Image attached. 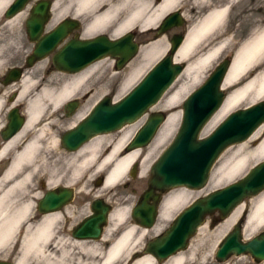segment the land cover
<instances>
[{
    "label": "bare ground",
    "instance_id": "6f19581e",
    "mask_svg": "<svg viewBox=\"0 0 264 264\" xmlns=\"http://www.w3.org/2000/svg\"><path fill=\"white\" fill-rule=\"evenodd\" d=\"M136 1L137 4L134 6V0H76L79 10L86 15L84 36H94L102 32L103 30L100 29L104 26L113 24L116 25L114 36H119L134 29L139 21L143 24L142 29H150L169 12L178 8L181 3V0H162L159 3L156 0ZM10 2L11 0H0V20ZM59 2L56 3V6ZM202 2L205 4L204 11L208 9L207 15L192 31L186 34L182 46L175 55L176 62L187 63L182 77L191 78V81L188 84L182 83L181 77L166 98L162 107L163 110L171 111V113L158 139L145 150L137 149L133 153L121 156L123 147L131 137L126 131L118 143L110 147L104 156L98 158V151L101 146L108 144L112 138L108 136L95 138L77 153L78 157L85 153L88 154L83 156L80 164L77 162L78 157L75 158L76 160L74 159L76 171L97 161L98 170L107 167L105 186L110 188L121 183L127 177L131 167L139 162L141 177H147L149 174L148 161L156 147L163 143L176 128L182 99L200 81L201 72L210 66L227 48L228 43L220 40L225 36L223 30L229 7L233 9L235 4H242L244 0H202ZM20 18L18 16L8 21L6 25ZM206 41L208 44L203 50L212 47L206 53L198 56L202 52V50L197 51L199 46ZM164 53L165 50L159 44L142 47L140 57L129 64L127 73L121 77L120 91L122 93L127 91L130 85ZM194 53L198 57H193ZM263 58L264 31L254 34L241 47L227 73L224 89L231 90L251 68L264 64H261ZM98 62L69 80H61L60 84L51 81L48 86L41 88L30 78L22 81L20 99L31 97L27 102L28 122L16 138L0 148V161L6 160V157L10 156V165L0 175V252L7 256L17 247V251H13L15 252V264H70L67 257H70L72 252L75 253L76 250V255L73 254L76 263L72 264H83V258L86 259V256L89 257L87 258L90 261L89 264H118V262L121 264H160L153 255L137 250L140 240H145L151 235L158 236L163 231L164 225L172 219L173 211L191 201V193L186 190L168 194L161 202L157 219L159 222L153 228L139 229L138 225L134 224L122 231L121 235L111 242L106 251L96 247L86 249V243L69 242L64 244L63 240L58 241V238L55 237V225L59 221V215L44 214L41 217V213L31 214L35 208V202L38 200L35 180L46 171L48 176H43L42 179H47L49 186L58 184V181L57 176L53 175L57 174L55 165H50L46 158L40 155L41 140L49 125L44 126L34 136L29 134L28 130L34 128L43 119H49L54 112H58L71 98L76 96V90L101 66L102 62ZM2 64L3 61L0 59V65ZM57 85L58 87H54ZM32 87L38 92L26 95ZM251 94L254 96L250 102L264 99V68L242 87L228 93L221 109L208 123L205 131H209L221 122L233 110L242 105ZM46 100L49 104H46ZM48 113L49 115L46 117L45 115ZM59 139L60 137H56L50 143L52 149L57 148L61 155L63 152ZM16 147L19 148L17 151H15ZM230 151L233 152L222 161L220 167L214 170L210 182L211 188L232 182L243 175L250 165L256 161L264 160V133L262 128L256 130L246 142L230 148ZM59 158L61 160L62 156L58 157V160ZM19 194L27 195L24 200H17V202L15 200ZM242 211V207L237 209L228 219L224 229H228L242 214ZM247 212L244 233L245 237L249 238L264 228V193L257 200L251 202ZM129 215L130 210L127 207L114 205L109 215L111 228L108 229V232L115 231L116 226L123 224L128 217L130 218ZM131 217L133 219L132 212ZM204 233L207 237L208 231L205 230ZM194 251L190 255L194 254ZM186 258V253L180 252L168 258L163 264H184Z\"/></svg>",
    "mask_w": 264,
    "mask_h": 264
},
{
    "label": "water",
    "instance_id": "95a60500",
    "mask_svg": "<svg viewBox=\"0 0 264 264\" xmlns=\"http://www.w3.org/2000/svg\"><path fill=\"white\" fill-rule=\"evenodd\" d=\"M29 0H16L6 11L7 19L21 12ZM38 10L28 21L27 27L32 41L39 34L33 32L37 22ZM185 25L180 10L167 16L156 31L157 38L173 29ZM64 35L62 28L45 38L35 53L29 58V67L45 57ZM185 40V34H175L170 41V54L158 61L142 80L123 98L114 101L111 97L99 100L89 114L77 125L63 134L62 146L69 152L79 151L89 141L101 135L120 131L126 126L140 121L157 106L178 78L185 66L175 61V55ZM140 50L133 32L123 35L119 40L99 35L94 39L81 41L63 49L55 59L59 71L78 74L90 64L108 57L118 59V70H122L133 60ZM232 65L230 59L217 65L207 80L184 101L182 121L179 130L168 148L155 161L151 170L149 189L132 211L134 221L141 227L153 228L159 215L161 196L173 189L187 188L202 191L209 183L211 172L222 154L231 146L247 141L252 134L264 125V101L230 113L226 119L208 136L202 137L207 124L221 109L226 99L224 82ZM77 105L68 103L70 117ZM12 134L16 135L22 127V120L14 116ZM168 116L164 113L149 115L147 123L132 138L130 150L147 147L155 140L161 126ZM264 192V161L254 165L240 180L221 189L212 191L195 199L177 216L170 226L146 245V254L153 255L162 263L168 258L189 248L190 241L204 226L208 217L219 214L225 220L247 199ZM70 190L47 192L38 203L41 214L58 212L70 200ZM94 216L84 221L76 231L82 239H97L100 229L107 225L111 206L97 201L93 206ZM248 216L242 218L218 246L217 262H225L233 256L249 255L256 263L264 261V231L254 238L245 240L243 227ZM95 229L91 232L90 229ZM8 264V263H2Z\"/></svg>",
    "mask_w": 264,
    "mask_h": 264
},
{
    "label": "rangeland",
    "instance_id": "374dc122",
    "mask_svg": "<svg viewBox=\"0 0 264 264\" xmlns=\"http://www.w3.org/2000/svg\"><path fill=\"white\" fill-rule=\"evenodd\" d=\"M117 1H120V0H117ZM13 2H14V0H11V2L6 7V9ZM136 4H137V1L134 0L133 5L136 6ZM204 6H205V4L202 2V0H181V3H180L178 8H176L172 12H169L158 24L153 25L152 27H150V29H142V25H143L142 22L141 21L137 22L136 25L134 26V29L129 30V31L124 33V34L130 33V32L135 33L136 34V41L140 44V50H139L137 56L130 63H132L134 60H136L140 57L142 47L148 46L150 44H159L160 47L165 50L164 55H162L148 69H146V71L140 77H138L132 83V85H130L129 89L123 93L120 91L121 77L127 73L128 66L130 63L122 71L118 72L116 69V61L114 58H106V59L100 61V62H102L101 66L98 68L97 71H95L90 76V78L82 86H80L76 90V94H77L76 96L71 98L58 112L57 111L54 112V114L51 115V117L49 119H47V118L43 119L34 128L28 130V133L31 134L32 136H34L37 132L39 133L40 130L44 128V126L49 125V127H47L45 129V135L41 140L42 149H41L40 155L44 156L50 165H52V164L55 165L56 169H58V167L61 166L62 170H61L60 175L64 174V179L67 180L70 184L77 183V186H74V187H77V189L79 191L85 190L86 192H88V191L90 192L91 185L96 183L97 180H99L101 178L102 180H100L101 182L97 185V188L101 190L102 194H105L108 191L116 192L119 190L120 192H122V194H124V197H126L128 199L127 201H125V204L121 207H127L130 210V215H129L130 218L128 217L127 220L123 224L116 226L115 231L110 232V233L108 232V230L105 231L104 241H103L104 244H105V241L108 239L113 240V239L119 237L121 235L122 231H124L122 229H124V228L127 229L128 227H131L135 224L134 220L131 217V212H132V208L134 206L133 204H135L136 198L131 196V195H133L132 190L138 191V190H140V186L136 185L138 183L135 182V183H133V185L131 187H128L125 190L122 188V186H120V183H119L116 186L108 188L105 186L107 167L104 168L103 170H98L97 169L98 167L96 166V164H97V161H96V162L90 163L89 165L84 166V167L80 168L78 171H76L74 159L76 157H78L77 154H73L70 156H65L64 154L60 155V151L57 148L52 149V144L50 142L53 139H55L56 137L57 138L60 137L59 140H61L62 134L67 132L69 129H71L75 125L79 124L89 114V112L92 110L93 106L102 98L111 97L114 101H118L121 98H123L126 94H128L141 81V79L147 74V72L158 61H160L163 57L170 54V40L173 37V35H175V34H185L186 35L188 32L192 31L195 28V26L205 18V16L208 13V9L204 11ZM6 9L4 10V12L2 14L3 20H4V13H5ZM177 10H180L183 18L185 19V25L182 28L173 29L172 31L165 34L164 36H161L159 38L155 37L156 31L159 28L162 21L167 16H169L170 14L174 13ZM113 25L104 26L103 28L100 29L103 31L99 32L95 36L108 34L107 30L109 29L110 26H113ZM223 31L225 33V36H223L220 41L228 43L227 48L225 49V51L221 55L218 56V58L215 61H213L210 64V66H208L207 68H205L201 72V74L199 75L200 81L196 85H194L193 88L182 99L181 105L179 107L180 116L177 118L176 128L164 140L163 143H161L159 146L156 147L151 159L148 161V165H149V169H148L149 171L148 172H150V169H151V166L153 165V163L160 157V155L168 148V146L174 140V138H175V136L179 130V127L181 125L182 114H183V104H184L185 99L193 91L198 89L206 81V79L215 70V68L218 64H220L225 59H230L233 62L235 56L237 55V53L239 52L241 47L254 34L264 31V0H244V2L242 4H235L233 9H230V7H229L226 24H225ZM124 34H121V35H124ZM121 35H119V36H121ZM207 44H208V41L203 42V44L201 43V45L199 46L197 51L199 52L202 50V52L198 56H201L202 54L206 53V51L212 47V46H210L207 49L203 50L204 48L207 47ZM26 46H27V41H26V34H25V30H24L23 18H20L19 20L14 21L9 25L8 24L6 25V23L3 24V26L1 27V31H0V47H1L0 59L3 61V64L0 65V67L12 66L15 59H17L16 61H18L20 57H23L26 54V51L28 50V48ZM198 56H196V53H194V55H193V57H195V58ZM195 58H193V59H195ZM262 61H261V64L264 63V58ZM181 64H183L185 67L187 65V63H181ZM263 68H264V64H262L260 66L257 65L255 67L251 68V70L246 73L245 77L244 78L242 77L231 90L224 89L226 96L228 95V93L230 91L242 87L245 83H247L250 79H252ZM181 77H182V75L178 78V80ZM181 79H182L181 80L182 83L188 84L191 81V78H187V77H182ZM52 81L54 83L59 82V78L53 77ZM177 81H176V83H177ZM176 83L168 91V93L164 96V98L161 100V102L148 112V115L160 112V113H164L167 116H169L171 111L163 110L162 106H163L166 98L168 97V95L171 93L172 89L176 85ZM54 87H58V85L54 86ZM29 90H30V92H29ZM29 90H28L29 93L27 92L26 95L27 94L28 95L34 94V93L38 92L35 89H33V87ZM6 93H7V95L11 94V89H7ZM4 96H6V95H4ZM253 96L254 95L251 94L250 97H248V99L244 103H242V105L237 107L232 112L247 108L251 105L259 103L260 101H264V99H261V100H256L254 102H250V99L253 98ZM29 98H31V97H29ZM29 98L25 99V97H24L22 99L26 106H28L27 102L29 101ZM70 102L71 103L72 102H79L80 106H79V108L76 107L74 112L76 110L77 111L75 113L72 112L71 113L72 115L70 117H66L65 112H63V108L66 109V106ZM46 104H49V102L47 100H46ZM48 115H49V113L46 114L45 116L47 117ZM148 115L143 117L137 123L126 126L121 131L114 132L113 134L105 135V136H108L111 138H114L116 136L123 137L124 133L126 131H128L129 136H131L130 137V139H131L135 135V133L138 131V129L143 125V123H144V121ZM223 120L221 122H219L218 124H216L209 131H205V129L207 127L206 126L204 131L202 132L201 136L206 137L209 134H211L223 122ZM50 123H52V124H50ZM164 125H165V123L161 126L155 140L152 141V143H150V145H148L147 148L150 147L151 145H153L155 143V141L158 139ZM260 128H262V132L264 133V125L261 126ZM260 128H258V129H260ZM101 137H103V136H101ZM120 140H121V138H120ZM240 144H242V143H240ZM240 144H236V145L229 147L222 154V156L217 161V163L215 164V166L211 172V177H210V180H209L207 187L205 189H203L202 191L194 190L193 193H191L190 203L197 198L203 197L204 195L211 193L212 191H215L217 189H221V188H223L229 184H232V183L240 180L254 165L258 164L259 162L264 161V160L256 161L255 163L250 165L249 169L243 175H241L237 179L233 180L232 182L225 184V185H222L220 187L211 188L210 182H211L212 174H213L214 170H216L218 167H220L222 161L233 152V151L229 152V149L232 147H235V146L237 147ZM105 149H106V144H103L101 146V149L98 151V158L103 155ZM84 155H79L80 157L77 158L78 159L77 162H79L78 164H80L82 162ZM61 156H62L63 160L62 159L60 160V158L58 160V157H61ZM63 156H65V158H63ZM43 176H45V177L48 176L46 171H44V174H41L40 177H38L34 183L35 188H36L37 193H38V200L35 202V208L31 212L32 215H35V213L37 212L38 202L44 197L46 191L52 186V185L51 186L48 185L47 179L46 180L42 179ZM82 178H84L85 184L80 183V180H82ZM82 192L79 193L78 195H85L86 194L84 191H82ZM92 192L93 191H91V193ZM262 194L258 195L257 197H254V198L247 199L240 207L237 208V209H239L242 207V209H243L242 214L230 225V227H228V229H224V227L226 226L228 219L233 215V213L237 209L232 213V215L230 217H228L225 220H221L219 218V214H214L213 216L208 217L204 226L199 230L197 235L190 241L189 248L187 250L181 252V253H186V255H187V258H186V261L184 264H264V262L256 263L249 255H242V256H238V257L233 256L229 260H227L225 262H221V263L217 262V260L215 258L216 252L218 250V246L222 242L224 237L229 232H231L233 230L234 226L242 218H244L245 212L249 211L251 202L257 200ZM26 195L27 194H25V195L19 194V196L17 197V199L15 201L24 200ZM89 198H91V197L89 196ZM107 202L109 204L116 205L110 199H107ZM190 203L186 204L185 206H183L181 208H176L173 211L174 215H173L172 219L164 225V229L160 234H162L169 227V225L171 224L174 217L177 216V214H179ZM84 212H86V210ZM158 222H159V220H157V223ZM106 226L108 229L111 228V224H110L109 220H108V223ZM205 230L208 231L207 237H205V235H206L204 233ZM263 231H264V228L259 230L253 236L246 238L245 233H244V227L242 230L243 237L245 240L254 238L255 236H257L258 234H260ZM155 236L156 235H151L150 237H148L145 240L144 239L140 240V243L138 245L139 248L137 250H141V251L145 252L147 243L150 240L154 239ZM193 250H195L194 254L190 255V253L193 252ZM73 254H74V252H72L70 257H67V260H68V262H70V264L76 263L75 259L73 258L74 257ZM165 262L166 261H164L162 263L159 262V263L163 264ZM118 264H121V262H118Z\"/></svg>",
    "mask_w": 264,
    "mask_h": 264
},
{
    "label": "flooded vegetation",
    "instance_id": "af4514ba",
    "mask_svg": "<svg viewBox=\"0 0 264 264\" xmlns=\"http://www.w3.org/2000/svg\"><path fill=\"white\" fill-rule=\"evenodd\" d=\"M161 1L162 0H156V2L158 3ZM58 2L59 4L58 6H56V3ZM36 10H38L39 12L37 14V18H36L37 22L35 24V27L33 28V32L35 34H39V38L38 40L32 41L29 35L27 23L33 18V13ZM18 16L23 18L24 30L27 41L26 47L28 48V50L26 51V54L23 57L19 58L18 61H16L17 59H15L16 62L14 61L12 66L0 67V103H1L0 148L2 145H5L8 142L12 141L14 138H16V136L19 135L21 131H23V129L25 128L28 122L27 106L24 104L23 100L20 99V93L22 91V81L26 78H30L37 83L38 87L43 88L44 86H48L50 84L49 82L53 80V77H58L60 82L61 80H69L71 77L78 75V74H70L59 71L56 68L55 59L63 49L70 47L71 44L74 45L81 41H86L97 37L95 35L91 37L84 36L86 31V22H85L86 15L84 12L79 10L76 0H29V2L26 4L24 9L12 19ZM12 19L8 20L4 14V20L3 18L0 20V31L3 24L7 23ZM63 25H64V35L62 36L60 41L53 47L51 51H49L45 55L44 58L36 61L35 63H33L32 66L29 67L28 64L29 58L35 53L36 49L40 45L44 44V42L42 41H45V38L48 35L58 32ZM115 29H116L115 24L113 26H110L109 29L107 30L108 34H106L105 36H108L111 40L114 41L119 40L123 35L114 36ZM115 61H116V69L118 72L122 71L128 65L127 64L122 70H118L117 68L118 59H115ZM96 63L97 62L90 64L84 71H86ZM59 82L57 83L60 84ZM7 89H11V94L7 95L6 93ZM72 103L76 104L77 107L79 108L80 106L79 102H72ZM63 112H65L66 117H68L67 114L70 113V110L68 111L65 108H63ZM14 116H17L19 120H22V127L16 135L6 140L5 138L12 134V124H13V120L15 119ZM148 119L149 116L146 117L142 126H144L147 123ZM106 135H110V134H106ZM101 136L107 137L105 135H101ZM120 138L122 137L116 136L112 138L111 141L108 144H106V149L102 156L105 155V153L108 151L110 147L118 143L120 141ZM93 140L86 143L84 146H82L81 149H83ZM131 141L132 138L125 144V146L122 149L121 156H125L127 154L136 151V150L135 151L130 150ZM60 146L65 156L77 154L81 150L80 149L79 151L76 152H69L63 148L61 140H60ZM18 147H16L15 151L19 149ZM145 149H147V147L142 148L141 150H145ZM65 156L63 157L65 158ZM9 165H10V156L6 157V160L0 161V175L4 173V171L8 168ZM152 166L147 177L142 178L140 175L139 162L135 163L132 166V168L129 170L127 177L120 183V186H122V188L125 190L126 188L131 187L135 182L138 183L136 185L140 186V190L138 191L132 190L133 195L131 196L136 198L132 210L140 202L143 194L149 189V180L151 178ZM61 170L62 168L60 166L58 167V169H56L57 174H53L54 176H57L58 184L51 186L46 192H58V194H60L62 191L70 190L72 196L70 200L67 201V203H65V205L62 207L60 211L47 214V215H59V221L55 225L56 228L55 237L58 238V241L63 240L64 244L66 242H67L66 244H68L69 242L86 243L87 245L86 249L87 248L92 249L93 247H96L106 251L110 247L111 242L116 239V238L113 240L108 239L105 241V244L103 243L104 233L105 231L108 230L107 226L101 227L100 236L97 239H82L76 235V231L84 221L95 215L93 211V206L97 201H104L106 204L111 206V210H112L114 205L109 204L107 202V199H110L114 204L118 206H123L125 204V201H127L128 199L124 197V194H122V192H120L119 190L116 192L108 191L105 194H102L101 190L97 188V185L101 182L100 180H102L101 178L97 180V182L95 181L96 183H94L93 185L90 184L91 185L90 192L89 191L86 192L85 190L79 191L77 187H74L77 186V183L70 184L67 180L64 179V174L60 175ZM80 183L85 184L84 178L80 180ZM178 190H186L189 193H193L194 191L187 188H178L163 194L160 199L159 209L163 199L168 194ZM82 191H84L86 194L78 195ZM91 191L93 192L91 193ZM88 195L91 198H89ZM85 210L86 212H84ZM37 213L40 214V212L38 211V204H37ZM40 216L42 217L44 216V214H40ZM135 224L138 225L136 222ZM138 227L139 229H144L139 225ZM95 229L99 230V227L98 228L94 227L93 229L91 228L90 231L95 232ZM122 230H126V228ZM13 251H17V247L13 249L12 252H10V254L7 256H5L4 254H2V252H0V264L2 263L15 264V260H14L15 252ZM76 252L77 250L75 251L74 256L76 255ZM86 257L89 258L88 256ZM87 258L86 259L83 258L84 259L83 264L90 263V261Z\"/></svg>",
    "mask_w": 264,
    "mask_h": 264
}]
</instances>
